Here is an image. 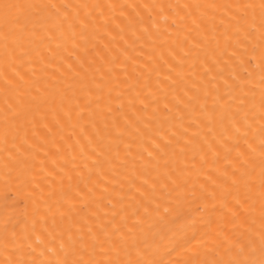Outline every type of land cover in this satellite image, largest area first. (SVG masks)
<instances>
[{
    "label": "bare ground",
    "instance_id": "1",
    "mask_svg": "<svg viewBox=\"0 0 264 264\" xmlns=\"http://www.w3.org/2000/svg\"><path fill=\"white\" fill-rule=\"evenodd\" d=\"M262 2L0 0V264H261Z\"/></svg>",
    "mask_w": 264,
    "mask_h": 264
},
{
    "label": "snow or ice",
    "instance_id": "2",
    "mask_svg": "<svg viewBox=\"0 0 264 264\" xmlns=\"http://www.w3.org/2000/svg\"><path fill=\"white\" fill-rule=\"evenodd\" d=\"M250 5H246V7H249ZM45 7H49L46 5ZM50 7H55V5H50ZM260 7L264 9V2L261 3ZM261 70L264 72V54L261 55ZM264 79V77H262ZM262 144H264V140H262ZM261 153L264 154V147L261 148ZM96 163H99V159H97ZM180 217H177L176 220H173L171 223L176 224L179 222ZM148 264H163V261L157 262V261H149ZM261 264H264V261L261 262Z\"/></svg>",
    "mask_w": 264,
    "mask_h": 264
}]
</instances>
